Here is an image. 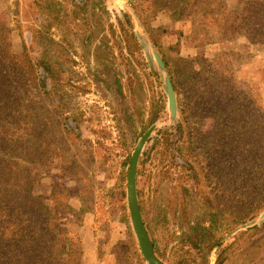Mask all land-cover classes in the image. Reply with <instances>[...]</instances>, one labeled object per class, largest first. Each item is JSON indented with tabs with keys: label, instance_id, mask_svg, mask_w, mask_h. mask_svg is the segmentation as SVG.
<instances>
[{
	"label": "rangeland",
	"instance_id": "374dc122",
	"mask_svg": "<svg viewBox=\"0 0 264 264\" xmlns=\"http://www.w3.org/2000/svg\"><path fill=\"white\" fill-rule=\"evenodd\" d=\"M38 1L0 0V220L12 213L4 199L31 192L70 232L71 245L63 252L64 240L52 241L32 217L33 234L23 237L27 224L7 234L11 262L0 242V264H146L117 185L156 123L139 164L138 196L158 258L164 264H264V224L221 242L264 212V140L257 138L263 124L253 106L256 101L264 109V44L240 38L197 48L194 29L221 31L203 21L208 0H139L148 22L142 33L173 68L200 53L208 61L236 55L225 67L232 62L241 82L242 112L219 111L220 102L188 73L177 82L179 121L169 127L159 72L135 35L141 29L121 5L138 0H57L59 21L46 45L40 34L49 22ZM225 3L236 13L237 0ZM124 14L134 24L130 41L122 31ZM24 43L36 61L48 52L57 64L58 76L46 82L49 95L17 64ZM78 238L84 241L80 261Z\"/></svg>",
	"mask_w": 264,
	"mask_h": 264
},
{
	"label": "trees",
	"instance_id": "16d2710c",
	"mask_svg": "<svg viewBox=\"0 0 264 264\" xmlns=\"http://www.w3.org/2000/svg\"><path fill=\"white\" fill-rule=\"evenodd\" d=\"M69 2H74V0H66ZM139 1V0H138ZM142 1V0H140ZM138 2L134 4L132 7L134 8L136 14L140 18L143 25H147V18L142 15V3ZM238 7L236 13L229 12L225 0H208L206 3V7L208 10L204 13V22L207 21L212 22V25L215 27H221V31L216 33H200L199 31L193 30V36L198 35L195 37L196 43H201L197 46V48H202L204 46H208L210 44L221 43L228 40L246 38L251 43H260L264 44V0H237ZM38 6H40L43 11L44 15L47 16L49 25L46 26V32L40 34V41L45 43V45L50 42L52 43L53 40L51 39V28L55 25L56 21H59V14H57L58 10V1L57 0H39L36 2ZM87 6V4H85ZM196 5L193 6L195 9ZM183 9V8H182ZM181 11H177L176 15H178ZM124 23L122 22V31L127 40H131L134 38V24L131 17L128 14H124ZM207 27H205L206 29ZM154 45L159 49V46L155 41H153ZM49 44V43H48ZM24 50L17 59V64L21 67L22 71L25 72L27 77L36 83L40 84V88L45 95H49L47 92V83L48 79H52L53 81L56 79L59 73V69L57 64L51 61V57L48 55V52H45V57L42 60L36 61L29 49L27 48L26 44L24 43L23 46ZM234 53H219L215 55V57L208 61L205 58V55L200 53V56L194 60L188 59H180L176 66L173 68L169 62L167 61L166 57L163 55V59L168 67L171 79L173 81V85L175 91H178V83L179 81H183L187 78L188 73L192 81L197 84L202 85V89L206 90L205 92L207 96L213 98L215 101L220 102L219 111L224 113L226 116L230 114V117L237 116L236 114L242 112L240 102L242 99L238 97L236 86L241 84V82L237 81L236 72L230 67L232 62L227 64L225 67L226 62H229V58L235 57ZM200 60V61H196ZM198 64L200 69H194V64ZM205 64H208L206 67ZM46 88V89H45ZM255 101V100H254ZM256 102V101H255ZM253 103L255 115L258 116L259 120L262 122V126L258 130L257 138H261L264 140V109L262 108L261 104L258 102ZM221 109V110H220ZM158 116L153 117L150 121V124L156 122ZM130 160L125 162V166L128 167L130 164ZM9 164V162L7 163ZM127 172H121L118 188L120 189L121 200L125 201L123 208L127 210ZM16 196L10 198V202L7 199H4V204L6 207H11L9 212L10 216H5L4 221L0 220V223L3 222L4 227L0 226V242L2 243V254L4 257L8 259V244L7 242V234L11 233L13 230L18 228H24L26 224V229H21L23 237L30 236L34 233L31 230L32 227V217H35L38 220H35L36 224L39 228H42V231L45 235L51 238L54 241L56 236H59L61 240V247L63 252L67 253L66 245L70 244V232L62 230V225L59 223L55 216L49 213L50 209L42 203V198L36 197L28 192L26 194L15 193ZM68 209V208H67ZM80 212L86 213L87 209L85 206L81 207ZM44 215V216H43ZM43 216V218H41ZM10 218V220L8 219ZM34 221V220H33ZM2 225V223L0 224ZM81 226V223L78 224ZM53 236V237H51ZM17 237V235H15ZM57 239V238H56ZM63 239V240H62ZM32 241V239L30 238ZM69 242V243H67ZM202 242V241H201ZM78 246L77 251L73 250L68 252L69 254L76 253L77 257H79V261L83 257V243L84 241L78 238ZM53 246V245H52ZM194 247L199 246V242H193ZM216 245H211V248H214ZM52 248H50L51 251ZM29 253H34L36 255L35 250H29ZM51 253V252H49ZM50 255V254H49ZM221 256L218 257L217 263L220 261ZM186 263L185 261L181 262V264ZM5 264V263H4Z\"/></svg>",
	"mask_w": 264,
	"mask_h": 264
},
{
	"label": "water",
	"instance_id": "95a60500",
	"mask_svg": "<svg viewBox=\"0 0 264 264\" xmlns=\"http://www.w3.org/2000/svg\"><path fill=\"white\" fill-rule=\"evenodd\" d=\"M121 5L131 14L135 23L141 29L136 30L135 35L141 46L146 51L151 69H157L159 72L161 81L163 83L164 92L168 98V111L170 114L169 127L176 126L179 121L178 98L167 65L156 46L149 40V38L145 34L142 33V31L144 30V26L138 15L136 14L134 8L123 2L121 3ZM157 128L158 124L156 123L151 128H149V130L139 140L133 152L127 176V204L129 208L130 221L137 240L138 247L146 264H164V262L160 260L156 254L155 245L149 235L147 226L145 224L138 196L139 164L145 145L150 141ZM153 146L151 147L148 154H150ZM263 224L264 212L261 214L258 222H256L255 224L248 223L238 227L231 234L226 236L221 242L224 243L231 236L241 231H251L259 228Z\"/></svg>",
	"mask_w": 264,
	"mask_h": 264
}]
</instances>
